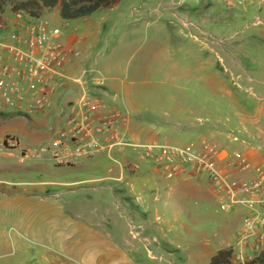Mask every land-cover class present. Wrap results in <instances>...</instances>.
Returning <instances> with one entry per match:
<instances>
[{"label": "rangeland", "instance_id": "374dc122", "mask_svg": "<svg viewBox=\"0 0 264 264\" xmlns=\"http://www.w3.org/2000/svg\"><path fill=\"white\" fill-rule=\"evenodd\" d=\"M18 2L2 1L0 11ZM46 17L75 49L64 72L89 80L94 96L129 113L135 140L182 146L207 140L264 154V0H122L86 19ZM13 114L0 108V264H81L83 254L97 257L105 249L103 241L113 253L117 238L139 244L145 236L134 227L150 221L156 204L152 214L134 219L120 208L123 194L161 195L162 202L174 182L157 168L134 173L127 157L121 164L107 155L69 166L51 156L21 163L28 148L51 144L48 130L57 120ZM9 139L17 146H6ZM161 215L165 229L151 240L165 245V259H151L141 242L137 264H209L237 245L244 223L221 210L216 193L210 202Z\"/></svg>", "mask_w": 264, "mask_h": 264}, {"label": "built area", "instance_id": "2783aa9c", "mask_svg": "<svg viewBox=\"0 0 264 264\" xmlns=\"http://www.w3.org/2000/svg\"><path fill=\"white\" fill-rule=\"evenodd\" d=\"M74 59L75 49L63 30L46 16L0 11V108L28 122L32 117L57 120L48 130L51 144L28 148L20 162L51 156L58 165L69 166L107 155L121 164L120 158L127 157L134 173L157 168L168 180L207 181L221 210L244 219L234 260L251 261L263 253L264 163L207 140L185 146L135 140L123 111L94 96L89 80L64 72ZM4 144L16 147L18 141Z\"/></svg>", "mask_w": 264, "mask_h": 264}, {"label": "crops", "instance_id": "0c3cea01", "mask_svg": "<svg viewBox=\"0 0 264 264\" xmlns=\"http://www.w3.org/2000/svg\"><path fill=\"white\" fill-rule=\"evenodd\" d=\"M124 114L128 118V128L130 131L131 125L133 123L131 116L129 115V113H124ZM18 118L20 117H16L14 119H18ZM3 142H5V140ZM247 155H249L255 163H264V154L261 151L252 149L249 150V154ZM91 181L94 180H87L85 182H91ZM149 181H151V175ZM170 181L174 183H172L171 186L172 191H168L169 194L167 195V199L165 201L162 202L160 201L162 198L161 195L159 196L156 195L154 196V198L152 196H147L146 199H143L141 198L142 193L140 194V196L138 195V197L136 198H134L131 195L130 196L126 195L127 197H125L124 196L125 194H123L121 198L120 208L129 215L134 214V216H132L134 219L137 217L138 213H142L143 215L152 214L151 213L152 212L151 210L153 208L152 204L153 203L156 204L155 208H153V213L155 215H151L150 221H147L142 225H138L134 227V230L135 228L141 229V234L145 236L144 238L141 239L138 238L137 241H139V244L129 241V239L127 238H123V240L122 239L118 240L117 238L116 239L117 248L115 253H113V250L111 249V247H109L110 245H108V242L106 243L103 241L101 243L105 244L102 245V246H106L105 249L102 252H99L100 254L97 257L96 256L94 257L92 254H88V255H86L87 253L83 254L81 258L82 259L81 264H96L97 262L99 263V260L101 264H137L136 262L139 261V259L138 257H136V254L141 251V245H140L141 242L147 245L146 246L147 254L151 259H159L160 261L164 260L165 254L167 253V251L165 250L166 249L165 245L162 244L159 240L154 239L153 242L151 240L155 232L162 233L165 229V227H163V225L161 224L165 223L166 220L162 216L163 214L161 215V213L162 212L176 213V212L184 211V209L193 206V202L195 200L204 201L206 203L210 202V200L215 194V191L212 189L211 185L207 181L196 184V186L186 181H184L186 185L182 184V182H179L183 180H170ZM135 184L142 185L139 182H136ZM189 184L192 186H189ZM181 185H184L183 186L184 189H182L181 191L176 192L174 189H172L176 186L181 187ZM142 187H144V185H142ZM186 213H189L191 215L190 218H192L191 212L186 211ZM235 214L237 215V217L240 216V214L238 213ZM225 223L231 224L228 220H226ZM203 245L205 246L206 251L210 252V250L212 249L211 244L207 242L204 243ZM148 246H155L154 250L158 251L159 253L155 254L154 250L152 248L149 249ZM229 247L237 248L238 244L236 246L227 245V247L225 248H229ZM103 255H105L104 258ZM169 255H172V253L169 252ZM214 256L215 254L212 255L211 259Z\"/></svg>", "mask_w": 264, "mask_h": 264}, {"label": "trees", "instance_id": "16d2710c", "mask_svg": "<svg viewBox=\"0 0 264 264\" xmlns=\"http://www.w3.org/2000/svg\"><path fill=\"white\" fill-rule=\"evenodd\" d=\"M7 3L10 0H0ZM122 0H19L15 10H25L36 16H46L57 12L64 21L86 19L100 10L113 9ZM10 118L18 117L9 115ZM235 250L232 247L220 250L209 264H264V252L251 261L236 262Z\"/></svg>", "mask_w": 264, "mask_h": 264}]
</instances>
